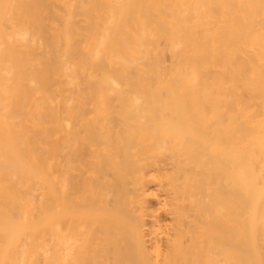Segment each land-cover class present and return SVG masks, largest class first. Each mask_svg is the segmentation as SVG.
I'll return each instance as SVG.
<instances>
[{"label":"bare ground","instance_id":"obj_1","mask_svg":"<svg viewBox=\"0 0 264 264\" xmlns=\"http://www.w3.org/2000/svg\"><path fill=\"white\" fill-rule=\"evenodd\" d=\"M0 264H264V0H0Z\"/></svg>","mask_w":264,"mask_h":264}]
</instances>
